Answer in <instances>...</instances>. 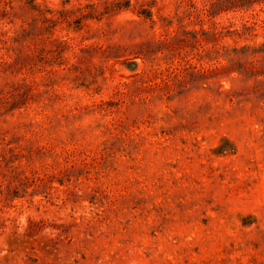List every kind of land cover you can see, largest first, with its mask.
<instances>
[{"label":"rangeland","instance_id":"374dc122","mask_svg":"<svg viewBox=\"0 0 264 264\" xmlns=\"http://www.w3.org/2000/svg\"><path fill=\"white\" fill-rule=\"evenodd\" d=\"M137 1L84 20L99 0H35L44 22L27 0H0V63L17 71L0 72V97L34 86L0 117V155L34 149L30 168L55 177L49 196L6 203L0 264H264V31L213 39L172 0L153 25ZM251 9L216 22L264 16ZM28 220L59 230L29 239Z\"/></svg>","mask_w":264,"mask_h":264},{"label":"trees","instance_id":"16d2710c","mask_svg":"<svg viewBox=\"0 0 264 264\" xmlns=\"http://www.w3.org/2000/svg\"><path fill=\"white\" fill-rule=\"evenodd\" d=\"M162 1V0H161ZM175 1L178 5L177 12L179 10H183L184 18H194L198 23H202L203 20L207 19V21L211 24L209 31H212V37H221L222 32L220 31H256L257 28H260L264 31V16L260 17V15H252L251 19H247L245 23L241 25V27L234 29V25L230 26H222L217 23L216 20L222 15L229 12H236L241 14L248 13L251 11L252 7L256 4L262 5L264 4V0H172ZM27 6L35 12L39 13V18L43 19V21L48 22V16L52 14L50 11L42 10L37 6L35 0H27ZM158 5L157 0L149 1H137L135 7L139 8L138 15L139 17H143L144 19L151 21L153 25H156L157 22L154 20L153 8ZM132 8V0H99V5L95 8L92 7L89 11L88 6L80 9L79 11L83 13L82 19H97L103 20L105 18L111 17L117 12H121L122 10H129ZM159 11H162L159 9ZM61 17H68L71 15V12L61 11L59 12ZM264 13V12H263ZM160 20L164 24L172 23L167 18L160 17ZM243 20H246L243 18ZM50 22V21H49ZM43 33H48L49 31H41ZM13 42L21 43L26 38L31 35V31H14ZM31 60V59H30ZM32 62V61H31ZM22 69V68H21ZM0 72H10L12 75L17 74L16 69H14L13 64L7 62L0 63ZM34 86L30 84H26L23 82L22 84L17 83L11 86V91L8 93L7 97H0V117L13 115V113L21 109L31 101L34 96L32 93L34 92ZM0 96H2L0 94ZM52 102V100H49ZM109 104H101L100 109H104V107ZM46 105L44 108L48 107ZM19 151L16 152V149H8L7 151H3L0 155V176L2 180L0 181V214L3 212V209H6V203L13 201L15 198H19L20 194H24L23 197L29 194V190L32 189L31 196H35L37 194L47 193L46 196H49L51 193V184L55 177H50L47 175L40 176L38 170H32L33 161L35 156L38 158H42L44 155L42 153H35L34 149H25L22 150L18 148ZM23 162L28 163L30 169H23ZM17 163L19 165H17ZM44 169V168H43ZM44 171V170H43ZM6 223L0 224V228H7ZM58 229V227H54V225H48L46 221H33L28 220L27 228L24 231L23 236L29 239H38L45 238L43 236L45 234V230L47 228ZM19 227L13 225L14 234L17 235V230ZM59 230V229H58ZM63 232L58 236L56 242L53 240H49L50 243L54 244V248H57L60 244H62L66 237H64Z\"/></svg>","mask_w":264,"mask_h":264}]
</instances>
